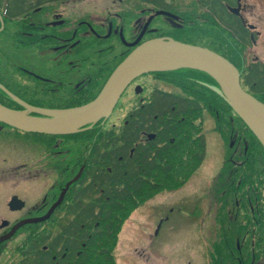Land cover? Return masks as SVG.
Returning <instances> with one entry per match:
<instances>
[{
	"label": "trees",
	"instance_id": "obj_1",
	"mask_svg": "<svg viewBox=\"0 0 264 264\" xmlns=\"http://www.w3.org/2000/svg\"><path fill=\"white\" fill-rule=\"evenodd\" d=\"M52 1L58 0H0V13L5 21H14ZM221 2L223 0H216L219 5L216 11L210 9L215 17V24L222 31L229 32L235 39H239L242 45L247 46L248 40L243 41V38H246L243 23L238 19L231 20V23L227 22V10ZM205 47L236 63L224 48L223 51H219L215 47ZM239 70L242 74L243 87L264 103V63L252 61ZM183 72L184 75H188L186 77L209 81L219 86V83L207 73L188 69ZM104 76L101 73L96 74L94 84L84 90V99L81 103L95 97L91 88L101 87L105 83ZM30 78L38 80L31 76ZM184 82L179 81L177 84L183 88L181 93L160 88L152 90L144 101L133 104L117 128L103 129L105 122L101 124L98 133L100 146L95 147L96 154L89 156L91 167L88 170V177L92 178L84 190L86 195L81 196L78 192L74 196L75 204L67 207L66 218L55 222L57 231L54 235L50 233L44 235L41 232L28 241L22 249L19 264H116L114 250L119 232L130 214L149 196L164 189L182 187L205 159L207 139L202 125L205 105L209 104V109L220 129L223 128L222 125L231 127L233 114L242 123L226 95L212 90L214 94L204 87V84L198 82L194 87ZM0 83L21 99L36 104L29 91L18 89L16 85L6 82L2 77ZM210 93L214 94L212 100L209 99ZM0 103L13 109H21L1 88ZM248 132L253 143L264 151L258 138L251 131ZM150 135H153L155 140H148ZM251 147L252 145L242 146L239 151L241 156L236 158L239 162L237 166L231 159L232 153L228 152L222 168L223 173L227 169L226 174H229L230 166L233 169V178H238L247 186V193H250V190L254 192L252 196L249 195L250 200L254 198L262 204L257 215L250 213L247 215L246 219H249L247 225L242 222L243 220L231 221L230 231L235 229L238 231L232 236L230 234L233 264L238 254V251L235 250L236 254L233 251V242L242 239L243 235L246 241L255 238L259 254L262 256L264 254L262 241L264 195L261 196L259 193L260 187H264V178L255 160V148ZM71 214L73 215L70 216ZM257 229L260 230L259 233ZM242 253L248 255L249 261L251 246L247 244ZM244 254H240L238 262H243Z\"/></svg>",
	"mask_w": 264,
	"mask_h": 264
},
{
	"label": "rangeland",
	"instance_id": "obj_2",
	"mask_svg": "<svg viewBox=\"0 0 264 264\" xmlns=\"http://www.w3.org/2000/svg\"><path fill=\"white\" fill-rule=\"evenodd\" d=\"M262 1L264 6V0ZM247 2L250 5L251 3L255 4V0H247ZM189 4L193 7V14L198 19L191 27L183 29L180 33L181 37L204 46L215 47L219 51H223L222 49L224 48L225 52L232 56L239 68H243L255 59L264 61V35H262L257 45L246 48L237 43L230 34L222 31L216 24L213 26L210 23L212 19L204 14V10L196 6V1H191ZM47 12L48 10L43 9L42 13L30 15L24 20L4 22L5 29L0 32V77L8 83L16 85L18 89L29 91L33 97L39 96L44 99L54 97V92L47 91L46 82L38 80L37 83L35 79H31V75L27 71H36L37 74L46 78H54L53 75L63 76L64 71H80L84 75H91L92 77L90 78L93 80H95L96 74L101 73L105 75L104 82H106L115 65L127 56L129 51L123 54L127 48L112 39L106 43L103 42L99 46L88 44L85 47L81 46L78 48L80 49L78 51L80 52L78 53L80 54L79 57L83 58L82 62H74L71 58H69L70 60L60 59L61 56H64L65 51L60 53L54 48V42L42 37L45 32H38L35 28L43 22ZM105 18H109V15L102 14L100 20ZM26 33H31V35ZM36 33H39V35H36ZM32 35L34 36L32 37ZM73 53H76L75 50ZM74 63H80V66H76ZM91 72L93 74H90ZM182 76L183 73L177 76L170 74L164 80H160L154 76L146 75V77L140 78L138 83L144 85L146 89L143 93L144 95L153 86H163L166 89L180 92L183 91V88L177 85L179 81L183 82L184 80V84L191 85V87L197 84L196 82L193 83L194 81L190 77ZM103 86L91 88L93 97L98 95ZM135 87V84H133L125 90L114 110L105 119L103 129H115L122 123L126 113L137 102ZM204 87L209 89L206 84H204ZM212 92L215 94L214 91ZM68 93L70 97L76 95L71 92ZM214 94H209L210 100L214 98ZM79 95L77 94L76 96ZM81 95L84 96V94ZM209 108V104H206L202 115L203 130L207 139V153L201 166L180 189L159 191L149 196L146 201L130 214L119 232L114 250L116 264H164L166 261L165 255L169 257L170 264H176L175 254L177 243L180 239H182L183 243H191L189 245L197 244L196 240L193 243V235L196 232L195 229H197L194 225L199 221H192L191 212L189 211L193 205L195 206L198 203L197 201L201 197L195 190L214 181V177L217 176L220 167L223 165L224 155L227 156L228 152H233V155H235L241 150L242 146L252 145L251 148H255L256 151V163L259 164L258 167L262 178H264V151L253 143V139L248 132L251 131L249 127L243 121L242 123L238 121L234 117L235 114H233L231 127L222 125L223 128L220 129ZM95 132L92 131L91 133ZM0 137L3 140L2 149L6 156L5 158L2 156L0 160V168L4 166L0 170V195H3V201L0 200V224L2 219L9 220L11 224L9 229H1L0 227V264H19L22 249L32 237H37L35 235L41 232L44 235L47 233L54 235L57 231L56 221L54 220L37 221L31 219L16 226V223L22 217H33L39 213V208L41 207L39 195L47 190L50 177L40 181L39 184L34 182L35 166L33 165L34 154L32 147L34 141L39 139L35 134L7 128L6 131L0 129ZM43 139L47 138L44 137ZM91 140L89 139L87 144L88 149L91 147ZM3 169L5 171L2 172ZM263 189L264 187H260L259 193L261 196L264 195ZM251 194H254L252 190L246 196V203L244 204L247 205L245 211L248 214L257 215L261 210L262 204L257 199L254 200L253 198L250 200L249 195ZM13 195H18L26 202L22 212L12 213L10 211L8 202ZM256 195H258V192H256ZM202 201H206L205 203H208V205L211 203L210 197L206 198L205 195H203L200 203ZM178 205H183L181 212L177 210ZM171 208L173 209L172 211H170ZM210 208H212L211 204ZM205 210H207V207H205ZM207 212L209 211H205V213ZM59 213L63 214V210H60ZM194 213H196V210H194ZM164 214L170 215L169 221L165 222L158 234H156L158 221ZM242 217L243 215L238 220L242 221ZM248 220L244 219L242 222L247 225ZM257 231L258 233L260 232L258 229ZM237 232L236 229L232 230L231 236ZM262 241L264 245V234ZM238 243L242 245L241 249L238 248ZM246 243L249 247L251 246L250 259L247 264H264V254L263 256L259 254V247L255 238L254 240L246 241L244 235L242 239L234 240L233 242L234 253L236 254V251H238L235 257L236 262L234 263L238 264L240 254H244L239 251L245 249ZM201 256V253L195 256L194 264H205L204 258Z\"/></svg>",
	"mask_w": 264,
	"mask_h": 264
},
{
	"label": "flooded vegetation",
	"instance_id": "obj_3",
	"mask_svg": "<svg viewBox=\"0 0 264 264\" xmlns=\"http://www.w3.org/2000/svg\"><path fill=\"white\" fill-rule=\"evenodd\" d=\"M191 1H196V6L204 10V14L212 19L210 23L215 26V17L210 9L216 11L217 6H219L216 0H58L43 4L38 9L16 20H24L30 15L42 13L43 9L48 10L43 22L35 28L38 32L44 31L45 33L42 37L54 42V48L60 53L65 51L64 56H61L60 59L71 58L74 62H82L83 58L79 57L80 54L78 53L80 52L78 51L80 49L78 48L81 46L85 47L88 44L99 46L103 42L106 43L112 39L127 48L123 54H126L127 51L131 52L136 46L155 38H173L204 47L200 43L181 37L180 34L184 28L191 27L198 19L193 14V7L189 4ZM221 3L227 10V22L231 23V20L238 19L243 23V29L246 30L244 31L246 38H243V41L248 40L247 46L242 45L239 42L240 40L235 39L229 32L227 33L237 43L246 48L257 45L262 35H264L263 1L255 0V4L251 3V5L247 0H223ZM102 14L109 15V18L100 20ZM26 34L31 35V33ZM36 35H39V33H36ZM43 45L45 44L43 43ZM74 50L76 53H73ZM254 61L261 60L255 59ZM261 62L264 63V61ZM75 65L80 66V63ZM184 70L187 69L147 73L136 78L129 86L135 84L137 101H144L145 97L155 88L181 93L182 91L166 89L163 86H153L144 95L143 93L146 89L144 85H140L138 82L140 78L146 77V75L164 80L167 75L177 76V73L181 74ZM64 72L63 76L53 75L54 78H46L37 74L36 71H27L31 76L33 75L32 77L46 82L48 92H54V97L48 99L39 96L34 97L36 104L32 105L61 110L78 107L88 102L81 103L84 99L81 94H84V90L89 88L94 80L89 79L90 76L88 74L84 75L80 71ZM186 76L188 75H184L183 72L182 77ZM190 79L196 83L206 84L209 89L214 90L210 87V85H214L212 82ZM38 80H36L37 83ZM68 92L80 95L70 97ZM17 104L24 110L23 106L19 103ZM33 116L47 118V116L41 114H33ZM104 122L105 119H102L74 134L51 135L33 133L39 138L34 141L32 147L34 154L33 165L35 166L34 182L39 184L40 181L48 179V177L50 179L47 184V190L39 195L41 198L39 213L33 217H22L16 223V226L31 219L37 221L64 219L66 218L67 207L75 204L74 196L78 192H80L81 196L86 195L84 190L92 178L88 177V170L91 167L89 166L90 157L92 154L97 153V150H94L95 147L99 148L98 146H100L101 142L98 133L101 129V124H104ZM7 128L16 129L0 122V129L6 131ZM92 131L96 132L92 134ZM44 137L47 139H43ZM89 139H92L90 141V149L87 147ZM147 139L150 141L155 140L153 135H150ZM2 146L3 140L0 137V160L2 156L6 157ZM231 153V159H233L234 165L237 166L239 162L236 158L241 155H239V152L235 153V155H233V152ZM225 157L227 156L224 155L223 165H225ZM223 165L220 167L217 176L214 177L213 182L202 185L198 190H195L201 197L197 201L198 203L195 206L193 205L189 211L191 212L192 221H199L194 225L197 229H195L196 232L193 235V243L196 240L197 244L189 245L191 243H183L182 239H180L177 243L175 254L176 264H194L195 256L199 255V253L204 258L205 264H232L231 221L240 219L242 215V220H246L248 212L245 211L247 204L244 203H246L245 200L248 193L246 186L238 178H233V169L230 166L229 174H226L227 169L223 173ZM3 167L1 166L0 170ZM203 195L206 198L210 197L212 208H210V204L205 203L206 201L200 203ZM2 196L1 194L0 200L3 201ZM5 204L7 205V203ZM205 207H207V210H205ZM24 208L12 210L9 207L12 213L22 212ZM182 209L183 205H178L177 210L181 212ZM60 210H63V214L59 213ZM172 210L171 208L170 211ZM194 210H196L197 214L194 213ZM205 211L209 212L205 213ZM169 216V214L162 215L157 227H159V223L161 228L165 222H168ZM3 221H8V225L2 226ZM16 226L14 225V227ZM0 227L1 229H9L11 224L9 220L2 219ZM238 248H242L240 243H238ZM247 256L245 253L243 262L240 261L238 264H247ZM168 258L165 255L166 261L164 264H170Z\"/></svg>",
	"mask_w": 264,
	"mask_h": 264
},
{
	"label": "water",
	"instance_id": "obj_4",
	"mask_svg": "<svg viewBox=\"0 0 264 264\" xmlns=\"http://www.w3.org/2000/svg\"><path fill=\"white\" fill-rule=\"evenodd\" d=\"M0 21L1 32L4 29L1 14ZM182 68L211 75L220 85L213 88L228 97L236 113L264 147V103L242 86L239 69L225 56L213 50L173 38H155L136 46L115 68L97 97L78 107L61 110L37 107L21 100L0 83L1 89L25 108V111L16 110L0 103V122L28 133L74 134L108 118L124 91L139 76ZM9 207L21 210L25 207V201L14 195ZM6 225L8 221H3L2 226ZM159 228L160 225L156 234Z\"/></svg>",
	"mask_w": 264,
	"mask_h": 264
}]
</instances>
